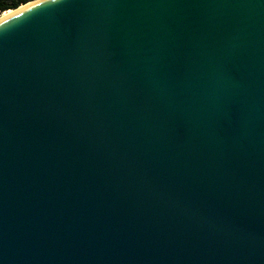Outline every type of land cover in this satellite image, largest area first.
<instances>
[{
  "label": "water",
  "instance_id": "obj_1",
  "mask_svg": "<svg viewBox=\"0 0 264 264\" xmlns=\"http://www.w3.org/2000/svg\"><path fill=\"white\" fill-rule=\"evenodd\" d=\"M8 10L0 264H264V0Z\"/></svg>",
  "mask_w": 264,
  "mask_h": 264
},
{
  "label": "trees",
  "instance_id": "obj_2",
  "mask_svg": "<svg viewBox=\"0 0 264 264\" xmlns=\"http://www.w3.org/2000/svg\"><path fill=\"white\" fill-rule=\"evenodd\" d=\"M29 0H0V14L8 9L16 8Z\"/></svg>",
  "mask_w": 264,
  "mask_h": 264
},
{
  "label": "bare ground",
  "instance_id": "obj_3",
  "mask_svg": "<svg viewBox=\"0 0 264 264\" xmlns=\"http://www.w3.org/2000/svg\"><path fill=\"white\" fill-rule=\"evenodd\" d=\"M13 12V10H6L3 14H1V16L7 15L9 13Z\"/></svg>",
  "mask_w": 264,
  "mask_h": 264
},
{
  "label": "rangeland",
  "instance_id": "obj_4",
  "mask_svg": "<svg viewBox=\"0 0 264 264\" xmlns=\"http://www.w3.org/2000/svg\"><path fill=\"white\" fill-rule=\"evenodd\" d=\"M4 13V12H3ZM3 13H1V14H3Z\"/></svg>",
  "mask_w": 264,
  "mask_h": 264
}]
</instances>
